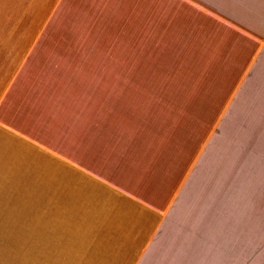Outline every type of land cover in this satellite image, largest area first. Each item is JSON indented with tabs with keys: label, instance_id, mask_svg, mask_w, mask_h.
Wrapping results in <instances>:
<instances>
[{
	"label": "crops",
	"instance_id": "crops-1",
	"mask_svg": "<svg viewBox=\"0 0 264 264\" xmlns=\"http://www.w3.org/2000/svg\"><path fill=\"white\" fill-rule=\"evenodd\" d=\"M172 52L197 62L174 70L190 84L136 69ZM258 76L264 0H0V264H231L258 246L230 183L200 185Z\"/></svg>",
	"mask_w": 264,
	"mask_h": 264
},
{
	"label": "rangeland",
	"instance_id": "rangeland-1",
	"mask_svg": "<svg viewBox=\"0 0 264 264\" xmlns=\"http://www.w3.org/2000/svg\"><path fill=\"white\" fill-rule=\"evenodd\" d=\"M169 46H167V49ZM162 56V58H160ZM157 60L152 61H137L136 69L142 70L144 66L149 67L152 63L151 69H157L161 67L163 63V73L162 81L167 84H181L184 82L189 83L192 77H186V75H175L174 70L179 67H184L185 73H192L193 64L191 60L186 62H178L175 60V52L169 53L166 57L165 55H160ZM169 59L167 60V58ZM260 59L258 60V62ZM214 66H219V60L213 61ZM197 62L195 63V65ZM186 65V66H185ZM178 66V67H177ZM227 71L230 70L229 66L226 67ZM263 71V70H262ZM198 71L194 69V76ZM200 72V71H199ZM181 73V72H180ZM200 75V74H199ZM201 76H197L194 79V83L197 89L202 90L200 93L201 100L216 98L214 93H206L205 90L208 84H203ZM159 78V77H158ZM158 78H156L158 80ZM155 78H153L154 80ZM200 79V80H199ZM204 82H208L213 78L204 77ZM221 79V78H217ZM225 81L229 78H223ZM261 80L260 76L256 80H252L247 77L243 82V85L235 93V97L228 109V112L223 118V125L226 127L227 131L224 135L221 134V139L217 143L215 155L210 159V165L201 170L200 185L203 183L214 184L217 182L230 183L231 186V196L242 198L241 201L243 208L246 210L249 218L256 217V225L258 226V237L256 246L254 244H249L244 247L243 251L240 248L236 253L239 254L238 259L233 258L229 261L231 264H240L242 261L240 258L249 255L248 263L250 264L253 257L256 255L258 257L257 261L253 264H264V77L262 78L261 85L258 86L257 82ZM190 84V83H189ZM192 84V82H191ZM228 94L220 93V96L216 98L217 101L213 102L217 107H222L226 101ZM211 109H213L211 107ZM222 127V126H221ZM225 141V146L224 142ZM202 163V160H201ZM226 167V173L224 172ZM220 191L222 194L223 190L200 188L201 193H209ZM228 189H226V194ZM246 199V201H245ZM243 228L240 232H242ZM239 232V233H240ZM239 235L237 236V238ZM247 239V238H246ZM246 239H242L244 242ZM249 239H252L250 235ZM249 241V240H248ZM242 247V246H239ZM216 254V252H215ZM215 254L213 261L216 263ZM254 254V255H253ZM213 256V254H212ZM228 262V261H227Z\"/></svg>",
	"mask_w": 264,
	"mask_h": 264
}]
</instances>
